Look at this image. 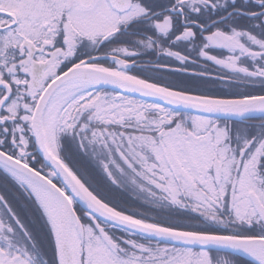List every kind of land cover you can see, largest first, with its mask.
<instances>
[{"label":"snow or ice","instance_id":"snow-or-ice-1","mask_svg":"<svg viewBox=\"0 0 264 264\" xmlns=\"http://www.w3.org/2000/svg\"><path fill=\"white\" fill-rule=\"evenodd\" d=\"M0 264H264V0H0Z\"/></svg>","mask_w":264,"mask_h":264}]
</instances>
